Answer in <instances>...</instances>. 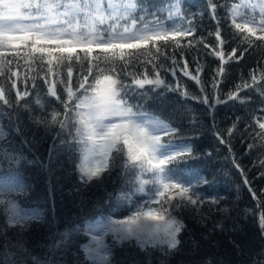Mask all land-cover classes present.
Returning <instances> with one entry per match:
<instances>
[{
  "label": "trees",
  "instance_id": "obj_1",
  "mask_svg": "<svg viewBox=\"0 0 264 264\" xmlns=\"http://www.w3.org/2000/svg\"><path fill=\"white\" fill-rule=\"evenodd\" d=\"M168 2L137 0L139 8L147 9V19L161 21L167 20L160 9L166 8ZM212 2L217 5L215 19L205 0H181V15L195 31L178 38L179 47H175L173 40L160 41L147 49L130 50L124 61L115 64L106 62L99 49L87 58L77 49L71 61L52 65L47 64V57L41 60L39 54L25 57L30 44L16 42L3 49L0 86L7 88L15 80L16 87L29 91L30 96L26 98L29 103L12 115L0 108V190L9 182L15 190L11 198L20 214L27 217L22 224H9L0 206V264H96L84 253L87 226L108 214L125 217L148 199L153 186L146 185L145 191L139 192L133 171L125 167L126 158L121 160L115 154L99 177H83L79 167L81 145L74 139L73 127L76 112L82 109H74L73 120L66 121L61 101H67L69 88L79 95L78 84L84 82V77L86 86L92 83L100 69L135 88L134 78H144L145 71L148 78H154L153 64L157 65L160 77L178 87V91L146 85L143 90H130L125 99L134 111L157 116L179 130V138L191 145L192 155L170 174L191 178L195 191L206 201L217 203L206 202L176 212L184 227L175 248L142 246L134 240L108 241L109 264H264V225L260 219L264 214V137L259 135L256 124V119L264 115V41L252 37L253 43L249 45L242 40L246 34L232 27L231 7L240 0ZM253 16L257 22L261 19L258 9L255 13L248 11L247 18ZM217 21L225 42L220 46L225 62L213 90L214 75L221 67L218 57L211 54L217 43L210 33L217 30ZM237 22H242L239 17ZM197 38H203V43H198ZM156 47L160 53L155 51ZM232 49L242 58L229 59ZM173 54L177 62L175 76L169 68L172 61L165 59ZM185 61L189 76L180 67ZM197 63L202 65L199 72ZM192 75L197 76L199 84L191 79ZM51 83L55 84L59 100L47 93ZM246 84L252 87H245ZM149 88L152 90L148 91ZM181 92L188 95L182 96ZM229 93L238 98L229 100ZM203 96H207L208 104L192 98ZM37 98L42 107L35 104ZM74 102L75 96L68 102L70 108ZM54 112L61 113L57 122L52 121ZM61 120L66 128L60 127ZM200 177L207 183H198ZM145 178H150V174H145Z\"/></svg>",
  "mask_w": 264,
  "mask_h": 264
},
{
  "label": "snow or ice",
  "instance_id": "obj_2",
  "mask_svg": "<svg viewBox=\"0 0 264 264\" xmlns=\"http://www.w3.org/2000/svg\"><path fill=\"white\" fill-rule=\"evenodd\" d=\"M205 4L215 19L217 5L212 0H205ZM257 9L261 19L258 22L254 16L248 19V11L255 13ZM138 11L145 14L137 16ZM160 11L166 14L167 20L147 19V9L139 8L137 0H0V58L5 55L3 51L5 47L14 46L19 42L26 46L31 45L24 53L25 57L39 54L41 60L44 57L48 58V65L71 61L77 49L84 52L85 58L95 49H99L105 54L106 62L115 64L117 61H124L126 53L130 50L147 49L150 44L156 45L160 41L167 43L169 40L175 41V47H179L178 38L194 34L195 29L190 26L191 22L186 21L181 15V0H169L167 7ZM153 16L155 17V13ZM231 17L232 27L238 33L246 34L242 37L243 42L251 45L252 37L256 41H264V0H240L231 7ZM237 17L242 22H237ZM102 26H106L103 31L100 30ZM210 35L215 37L217 43L211 54L221 61V67L212 81L215 90L218 84L216 77L223 73L225 62V53L220 47L225 42L221 39L218 21L217 30ZM197 42L203 43V38H197ZM188 43L191 44V41ZM53 45L55 47H52ZM155 51L160 53V48L156 47ZM148 54L151 55L150 52ZM16 55L19 56L18 51ZM228 58L240 59L242 55L237 57L236 49H232ZM165 59L172 61L169 68L175 76L177 67L175 55L167 56ZM180 67L185 76L191 75L187 71L186 61ZM160 68H163V65H160ZM153 69L154 78H148L146 71L144 78H134L135 88L114 75L104 74V70L100 69L99 75L93 77L92 83L86 86L87 77H84V82L78 84V89L81 90L79 95H75L69 88L67 101H61L62 114L66 121L73 120L74 109H82L76 112V123L73 127L74 139L81 145L82 158L79 167L83 177H87L88 180L99 177L107 170L109 161L115 154L121 160L126 158L125 167L133 171L139 192H144L146 185L153 186L149 189L148 199L135 206L130 214L122 219L109 218L107 223H100L92 230L93 233H102L93 234L92 243L87 248L89 256L96 264H109L104 236L112 234L121 242L134 238L142 246L159 244L175 248L179 243L177 236L184 227L182 221L177 219L176 212L187 207L196 208L206 202L217 203L216 200L206 201L199 191H195L196 185L191 182V178L170 174L175 172L176 165L191 158L192 155L191 145L179 138V130L157 116L140 110L134 111L125 99L130 90H143L146 85L157 89L163 87L166 91H178V87L167 84L160 77L156 64H153ZM201 70L202 65L197 63L196 71ZM48 71L51 72V68ZM71 75L72 70L69 67L68 77ZM191 79L197 84L200 83L195 75H192ZM252 81L253 84L256 83L254 75ZM245 87L252 85L246 84ZM47 93L57 100L60 99L54 83L50 84ZM180 94L188 95L187 92ZM29 96V91H20L16 87V81L12 80L7 88L0 86V108L6 109L12 115L29 103L26 99ZM74 96L75 102L70 108L68 102L73 101ZM192 98L208 104L207 96ZM237 98L233 93L228 94L229 100ZM20 101L24 104H20ZM35 104L43 106L39 98L35 99ZM210 107H214V104ZM60 115L61 113L54 112L52 121L57 122ZM262 121L264 115L256 119V124L260 130L259 135L264 137ZM58 122L62 129L67 127L64 120ZM231 131L228 130L229 135ZM220 142L224 143V140L221 139ZM251 147L252 145H249V148ZM145 174H150V178H145ZM198 183L204 184L207 181L200 177ZM14 192L10 183L6 181L3 190H0V197L7 195L10 198H0V206L6 213L8 223L19 225L27 217L20 214L17 203L11 198ZM260 219L264 225V214Z\"/></svg>",
  "mask_w": 264,
  "mask_h": 264
},
{
  "label": "rangeland",
  "instance_id": "obj_3",
  "mask_svg": "<svg viewBox=\"0 0 264 264\" xmlns=\"http://www.w3.org/2000/svg\"><path fill=\"white\" fill-rule=\"evenodd\" d=\"M109 218H111V219H122V218H124V217H114V216H112V215H110V214H108V215H106L103 219H100L99 221H97V222H95V223H92V224H90V225H88L87 227V233H88V240L86 241V243L84 244V253H85V255H87L88 257H90L89 256V254H88V252H87V248L89 247V245H91V243H92V240H91V236L93 235V234H97V235H102V233H93L92 232V230L93 229H95L100 223H107V221L109 220ZM103 239H104V243H105V245H106V243L108 242V241H117V242H120V241H118L112 234H109V235H107V236H104L103 237ZM130 240H134V241H137L136 239H130ZM139 242V241H138ZM91 258V257H90ZM92 259V258H91ZM92 260H94V259H92Z\"/></svg>",
  "mask_w": 264,
  "mask_h": 264
}]
</instances>
